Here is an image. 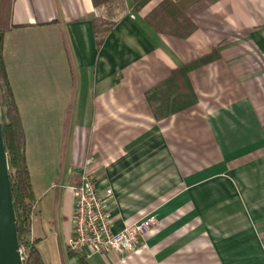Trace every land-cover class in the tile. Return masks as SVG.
I'll return each instance as SVG.
<instances>
[{"label": "crops", "instance_id": "0c3cea01", "mask_svg": "<svg viewBox=\"0 0 264 264\" xmlns=\"http://www.w3.org/2000/svg\"><path fill=\"white\" fill-rule=\"evenodd\" d=\"M162 1L139 11L132 0L13 2L4 65L45 264H264V0L202 2L188 13L197 29L187 39L145 22ZM95 20L112 23L99 47ZM214 50L187 74L194 104L157 119L147 92ZM84 169L112 193L113 231L157 218L137 253L68 250L69 187Z\"/></svg>", "mask_w": 264, "mask_h": 264}, {"label": "trees", "instance_id": "16d2710c", "mask_svg": "<svg viewBox=\"0 0 264 264\" xmlns=\"http://www.w3.org/2000/svg\"><path fill=\"white\" fill-rule=\"evenodd\" d=\"M112 0H92L94 6ZM150 0H132L134 10L144 8ZM206 0H163L146 16L145 22L156 33L187 39L197 27L188 18L191 9ZM14 0H0V107L2 111L3 139L9 165V179L12 200L16 213V227L19 246L23 249V264H45L42 260L37 241L31 238V222L34 207V194L25 158V133L20 116L10 89L4 65V37L13 28L12 8ZM112 23L95 20L93 22L96 43L101 46ZM217 51L181 65L173 70L157 87L146 94L150 107L157 119L173 112L184 110L194 104L193 93L187 74L190 70L200 68L212 62ZM70 105L66 108L64 130L69 125ZM65 137V136H64Z\"/></svg>", "mask_w": 264, "mask_h": 264}, {"label": "built area", "instance_id": "2783aa9c", "mask_svg": "<svg viewBox=\"0 0 264 264\" xmlns=\"http://www.w3.org/2000/svg\"><path fill=\"white\" fill-rule=\"evenodd\" d=\"M69 190L74 196L75 207L71 219L72 235L67 248L74 254L84 253L87 258L110 255L125 258L137 253L141 241L158 225L157 218L149 215L118 232L113 231L107 205L112 193L107 191L102 196L96 188L94 178L85 169L79 184L70 186ZM20 249L23 254L22 247Z\"/></svg>", "mask_w": 264, "mask_h": 264}, {"label": "water", "instance_id": "95a60500", "mask_svg": "<svg viewBox=\"0 0 264 264\" xmlns=\"http://www.w3.org/2000/svg\"><path fill=\"white\" fill-rule=\"evenodd\" d=\"M0 264H23L16 213L11 195L9 165L3 139L0 107Z\"/></svg>", "mask_w": 264, "mask_h": 264}]
</instances>
